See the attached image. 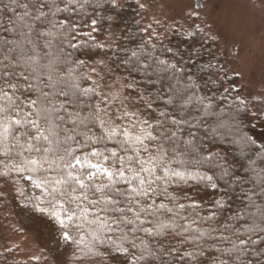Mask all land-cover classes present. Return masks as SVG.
<instances>
[{"label":"snow or ice","instance_id":"obj_1","mask_svg":"<svg viewBox=\"0 0 264 264\" xmlns=\"http://www.w3.org/2000/svg\"><path fill=\"white\" fill-rule=\"evenodd\" d=\"M77 4L83 8L88 0H0V155L19 157V165H14L17 172L27 167L29 171L47 173L57 167L75 168L84 164L75 155L79 148L115 142L119 151L105 147L107 155L91 152L92 156H104L106 162L111 160L102 172L107 183H92L91 169L100 167L96 163L86 165L88 183L68 174L82 190L80 195L71 197L72 201H87L95 209L90 213L93 217L90 223L96 225L94 241L104 242L115 233H121L116 237L119 241L116 251L127 258L129 250L123 247V242L130 243L133 249L138 247L124 233V228L130 226L134 239L140 241L149 255L156 256L144 237L163 239L169 231L181 226L175 219L179 217L184 222V232L195 233L189 242L215 233L213 239L229 245L224 250L215 249L219 254L212 258L213 264H262L264 156L259 162L249 160L245 178L237 175L234 165L219 152L211 151L210 141L228 139L229 124L215 112L211 98L206 103L197 97L200 107L193 114V95L178 86L180 81L176 85L170 82L166 73L172 70L174 75L177 65L166 59L155 58L147 63L133 51L127 61L135 65L133 71L155 77L153 83L159 84L155 94L142 91L137 97L149 110V115H142L140 108L129 111L124 105V111L113 116L106 108L93 104L92 96L100 95L98 85L84 87L72 76L73 66L83 61L72 60L69 65L71 53L54 44L53 30L64 27L63 21L54 18ZM113 7H116V0H113ZM70 27L75 33V26ZM67 46L76 47L71 41ZM154 105L162 107L157 111ZM212 117L215 119L210 123ZM117 121H127V124ZM26 153L35 155L26 156ZM66 156L72 157L75 163H58ZM189 167H195V174L189 172ZM201 167L208 171L201 172ZM37 179L45 182L48 178ZM189 181L213 191L223 182L224 198L205 202L186 195L184 199L189 203L180 204V197L169 192V186ZM54 183L65 181L55 179ZM36 187L40 188L41 184L37 183ZM76 191V188L71 189V193ZM160 197L163 200L157 203ZM164 200L173 207H168ZM59 208L68 220L76 215L73 209L65 210L64 204ZM77 208L85 217L89 215L88 208L79 203ZM202 208L207 209L203 216L199 211ZM189 209L194 214L191 220L184 214ZM161 211L169 214L170 223L159 219L157 213ZM49 215L64 226L65 221L55 210ZM137 232L142 235L136 236ZM63 239L72 242L68 233H64ZM206 251L202 249L198 255L205 257ZM163 255L158 257L160 264H166ZM192 255L184 253L181 259L184 256L192 258ZM146 258L144 254L139 257Z\"/></svg>","mask_w":264,"mask_h":264},{"label":"trees","instance_id":"obj_2","mask_svg":"<svg viewBox=\"0 0 264 264\" xmlns=\"http://www.w3.org/2000/svg\"><path fill=\"white\" fill-rule=\"evenodd\" d=\"M153 3L154 0H116V7H113V0H88V4L83 8H80L79 4L69 6L67 12L54 18L58 22H64V27L53 30L56 36L54 44L71 53L69 65L72 60L83 61V64L73 66L72 76L84 87L98 85L97 91L100 95H93L92 103L106 108L113 116L124 111V105H127L129 111L140 108L143 110L142 115H149V110L144 104L138 102V94L142 91L155 94L156 88L159 87V84L153 83L155 77L132 70L135 65L127 61L133 51L147 63L159 58L176 64L174 75L172 70L166 75L173 85L180 81L178 86L186 88L188 94L193 95V114L195 115V109L200 107L197 97L203 98L206 103L211 98L215 112L229 124L230 136L227 140L221 138L215 142L210 141L211 151L219 152L225 160L234 165L237 175L247 178L249 160L259 162L261 156H264V94L253 97L246 94L235 70V56L222 52L219 38L210 34L205 17L199 14L198 6L201 1L197 0L198 8L193 13L182 15L173 22L164 24L165 27L156 21H149L148 9ZM70 25L75 26V33ZM69 41L76 47H68ZM93 81L96 82L95 85ZM128 85L131 87H127ZM125 97L128 99L125 100ZM154 107L158 111L162 105ZM214 119L215 117L209 118V122ZM117 123L127 124V121ZM94 131L98 132V129ZM105 147L119 151L115 142H101L95 146L89 144L88 147L79 148L75 152L84 164L75 168L57 167L55 171L47 173L29 171L27 167L17 172L14 165H19L20 158L14 155H0V264H129V261H134V264H160L158 257L162 253L166 264H213L212 258L219 254L215 249L224 250L229 247L213 239L215 233L189 242L195 233L190 230L184 232V222L180 221L179 217L175 219L181 226L169 231L163 239L144 237L145 243L156 256L149 255L140 241L134 239L129 230L130 226L124 228V233L128 240L134 241L138 247L133 249L130 243L124 241L123 247L129 250L127 258L116 251L119 243L116 237L121 236V233H115L111 239L104 242L94 241L96 225L90 223L93 219L90 213L95 209H92L87 201H72L71 197L80 195L82 190L69 179L68 174L80 177L88 183L89 170L86 165L96 163L100 167L91 169L94 174L92 183H107V178L102 172L111 160L106 162L102 155H91L93 150L107 155ZM69 161L75 163L73 158L68 156L58 163L66 164ZM174 167L179 168L178 165ZM195 171V167H189V172L195 174ZM200 171L208 170L201 167ZM38 177L48 179L41 182ZM55 179L64 180L65 183L55 184ZM37 183L41 184L40 188L36 187ZM233 187L239 191L236 185ZM72 188L77 191L71 193ZM168 190L180 197V204H187L189 201L184 199L186 195L193 200L205 202L224 198L226 187L220 182L218 189L213 191L204 188L200 183L189 181L187 184L177 182L169 186ZM229 195L232 193L229 192ZM89 196L95 199L90 192ZM161 200L163 197L158 198L157 203ZM77 203L89 209L87 217L77 208ZM164 203L173 207L167 200H164ZM60 204H64L65 210L76 211L72 220L63 215ZM54 210L65 221L63 227L49 215ZM199 211L203 216L207 209L202 208ZM71 214L69 212V215ZM184 214L189 216V220L194 215L190 209ZM157 216L165 223L172 220L164 211L158 212ZM22 218L26 219L27 223L22 222ZM153 220L155 223V218ZM64 233L71 236L72 242L63 239ZM135 235L142 234L137 232ZM202 249L207 250L205 257L198 255ZM184 253H192V258L184 256L181 259ZM141 254L147 258L139 259ZM261 261L264 264V257H261Z\"/></svg>","mask_w":264,"mask_h":264},{"label":"rangeland","instance_id":"obj_3","mask_svg":"<svg viewBox=\"0 0 264 264\" xmlns=\"http://www.w3.org/2000/svg\"><path fill=\"white\" fill-rule=\"evenodd\" d=\"M199 14L205 17L221 50L235 56V70L247 95L264 94V0H198ZM197 0H154L148 9L149 21L162 27L185 14L193 13ZM165 22V23H163ZM22 222L27 223L22 218Z\"/></svg>","mask_w":264,"mask_h":264}]
</instances>
